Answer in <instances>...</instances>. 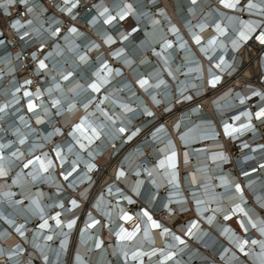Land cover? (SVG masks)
I'll list each match as a JSON object with an SVG mask.
<instances>
[{
  "label": "bare ground",
  "instance_id": "obj_1",
  "mask_svg": "<svg viewBox=\"0 0 264 264\" xmlns=\"http://www.w3.org/2000/svg\"><path fill=\"white\" fill-rule=\"evenodd\" d=\"M238 1L0 0V264L260 261L264 230L248 231L241 203L264 190V92L251 98L249 64L231 99L206 90L248 58L257 3ZM176 99L187 110L166 117L180 151L154 108ZM226 134L243 157L221 150ZM236 213L234 234L223 220Z\"/></svg>",
  "mask_w": 264,
  "mask_h": 264
},
{
  "label": "built area",
  "instance_id": "obj_2",
  "mask_svg": "<svg viewBox=\"0 0 264 264\" xmlns=\"http://www.w3.org/2000/svg\"><path fill=\"white\" fill-rule=\"evenodd\" d=\"M151 1H153V0H147L148 3H150ZM155 2H156V4H159V0H155ZM221 2L222 1H220L219 4H222ZM239 2H242V6L245 8H249L251 6L253 7L254 4L252 2L257 3V5H255L256 6L255 11L257 12V14L254 15L253 17L258 20V24L248 27L249 31H250V35L240 45V47L243 48L244 52L248 55V58L246 60L243 59V61H241L238 64V66L236 67L237 69L232 74H229L228 72H225V71L218 70V72H216V73H218L219 76L217 78L216 83H210L208 81L206 82L207 83L206 90L208 93L207 95L210 97H213L212 99H214L217 96V94L221 93L222 91H224L228 88H232V90H231L232 94L229 95L228 99H231L232 96H234L236 93H238L237 91L240 89V87L235 88L238 85L232 84L233 81L236 79L233 77L235 74H237L240 71L242 66H245V65L248 66V64L251 65V69H252V77H251L252 84L251 85H252L253 91L251 93V95H252L251 98L258 97V95L260 93L264 92V43L261 42V37L264 36V0H252L251 3H250V1H247V0L246 1L239 0L237 2L238 5H241V4H239ZM211 3H212V0H208V3L206 2V4H204V7L209 6ZM230 3H231V0H230ZM0 8L3 9L1 3H0ZM211 8H210V10L212 11ZM202 10H203V7L199 12V14L202 15L199 19H203L202 17L205 15V11L203 12ZM237 10H236L237 11L236 13L239 14V22H241L243 20L242 18H243L244 12L242 13L241 9H237ZM225 11H227V10H225ZM19 12L21 15H23V10H20ZM0 13H1V10H0ZM214 20H215V16H214ZM11 21H13V18L10 19V22ZM206 23H208V26L206 27V28H208L211 25V20L207 21ZM209 23H210V25H209ZM241 52L244 54V52L242 50H241ZM229 59H230V62H233L234 56L229 54ZM211 77L212 76H208V74H207L206 80H209V78H211ZM240 81L241 82L239 83V85H242L243 81H245V80L241 78ZM248 85L249 84L247 83L246 86H248ZM233 88H235V89H233ZM195 101H194V103H196ZM259 101H261V100L260 99L258 100V98L253 100L251 102V108H253L255 106V103H258ZM216 104H212V107L213 108L218 107V105H216ZM195 105L199 106L200 104L198 103ZM253 113H254V117H255L254 118L255 119V123H254L255 128L259 134L258 139H255L254 141H261L260 144H262L260 147L256 148L254 151L258 150L259 155H264V105H262L260 108H257L255 106V108H253ZM257 114H260V115L257 117ZM259 118H262V119L260 121H257ZM224 129L225 128H223V130ZM229 135L230 134L223 135L224 143L226 146L225 147V151H226L225 155L228 156L230 154V155H232L233 159L243 157L244 156L243 155L244 147L240 146V143H241L240 140H236V139L233 140L231 137H229ZM245 167H247V166H243V168H245ZM246 174H248V173H246ZM246 174H242V172H241L239 176L242 177ZM255 177H258V175ZM255 188H258V187L256 186ZM255 191H257V189ZM258 196L259 197L257 200H253L254 204H251L250 201L247 199H246V201H243L241 203V205L243 206L242 208H244V209L247 207V205L250 207L249 209H247V212L250 213V215H251L250 221L252 222L251 223L252 226L250 227V229L248 231H254V230H256L257 227H260L262 230H264V190L260 191ZM237 216L238 215L236 213L235 217H233V218L228 217L229 219L224 218V220H223V224H226L227 226H228V222L231 223L233 228L231 227L230 229L234 230L233 231L234 234L238 233L237 229H239V227L234 222V220H235L237 223H239V219ZM234 225H235V227H234ZM256 236L258 238V241L260 242L259 246H261V249H259V250L262 251V250H264V239H262L261 238L262 235H260L258 233L256 234ZM256 244H258V243H255L254 245H256ZM169 254L170 253L165 252L164 253L165 256L163 258H167V260H170L171 258H173V256L170 257ZM261 254H262V257H264V251H262ZM240 255L244 256L245 254L240 253ZM258 257L260 258V261L258 263L253 262V261H249L248 264H264V258H262L259 255H258ZM156 260L157 261L153 264L163 263V262H161L162 258L156 259ZM167 260H165L164 262H166ZM144 264H150V263L144 262Z\"/></svg>",
  "mask_w": 264,
  "mask_h": 264
},
{
  "label": "rangeland",
  "instance_id": "obj_3",
  "mask_svg": "<svg viewBox=\"0 0 264 264\" xmlns=\"http://www.w3.org/2000/svg\"><path fill=\"white\" fill-rule=\"evenodd\" d=\"M0 24H1V26H4V29H5V25H4V23H3V21L0 19ZM4 34L5 35H7V32H6V30H5V32H4ZM191 40V39H190ZM101 43V42H100ZM101 45V47H105V46H103V44L101 43L100 44ZM107 48L108 47H105V48H103V53H106L107 52ZM38 49H40V47L38 46V48H37V50ZM44 54H46V53H44ZM43 54V55H44ZM175 101H177V102H175V105H174V107L172 108V109H169L168 111L165 109V107H154L155 109H156V112H158V115H159V113H160V115L158 116L159 117V119L162 117V116H165L166 117V115H167V113H170V112H172V111H177L179 114H178V117H180L181 116V114L184 112V111H186L187 110V108L186 109H184V110H181V111H179L180 109H182L181 107H183L185 104H186V102H185V100H179V99H176ZM180 101V102H179ZM207 104H209V102L207 101L204 105L206 106V107H208L209 105H207ZM176 114V113H175ZM163 118L162 120L165 122V124L168 126V127H171V129L172 128H174L173 126H174V124H170V118H168V117H166V118ZM157 122H158V119H157ZM151 132V130L150 131H145V133H143V136L144 137H147L146 135H148L149 133ZM182 132H179L178 133V129L177 130H174V129H172V135H173V141H174V143L176 142V144H177V146H178V150L180 151L181 149H183V146L180 144L181 142L179 141V136H180V134H181ZM222 137V136H221ZM219 142H220V146H221V150L222 151H224V148L226 147L225 146V143H224V139L223 138H221V139H219ZM55 169H56V167H55ZM54 169V170H55ZM58 169H60V166H57V171H58V174L60 173L61 174V172L58 170ZM27 171V170H26ZM181 171V174L183 175V174H185V171H183L182 169L180 170ZM59 176H61V175H59ZM183 184V182L181 183V185ZM88 203V202H87ZM87 203H85L86 205H85V207L87 206L88 207V205H87ZM26 204V203H25ZM89 206L91 207V208H93V204L91 203V204H89ZM138 206V203H134L131 207H137ZM86 207V208H87ZM187 216L188 215H190V214H186ZM81 217V216H80ZM36 225V224H35ZM108 243V242H107Z\"/></svg>",
  "mask_w": 264,
  "mask_h": 264
},
{
  "label": "snow or ice",
  "instance_id": "obj_4",
  "mask_svg": "<svg viewBox=\"0 0 264 264\" xmlns=\"http://www.w3.org/2000/svg\"><path fill=\"white\" fill-rule=\"evenodd\" d=\"M65 2L67 3L68 0H65ZM75 6H76L75 4L72 5V7H75ZM229 6H231V5H229ZM121 18H123V17H121ZM16 23H19V21H17ZM15 26H16L15 24L12 25L13 28H15ZM72 31L74 32V31H76V29L73 28ZM261 42L264 43V36L261 37ZM41 67H44L43 63H41ZM69 227H71V224L69 225ZM253 243H255V241H253Z\"/></svg>",
  "mask_w": 264,
  "mask_h": 264
},
{
  "label": "crops",
  "instance_id": "obj_5",
  "mask_svg": "<svg viewBox=\"0 0 264 264\" xmlns=\"http://www.w3.org/2000/svg\"><path fill=\"white\" fill-rule=\"evenodd\" d=\"M260 107H261V106H260ZM260 107H259V108H260Z\"/></svg>",
  "mask_w": 264,
  "mask_h": 264
},
{
  "label": "water",
  "instance_id": "obj_6",
  "mask_svg": "<svg viewBox=\"0 0 264 264\" xmlns=\"http://www.w3.org/2000/svg\"><path fill=\"white\" fill-rule=\"evenodd\" d=\"M17 166V165H16Z\"/></svg>",
  "mask_w": 264,
  "mask_h": 264
}]
</instances>
